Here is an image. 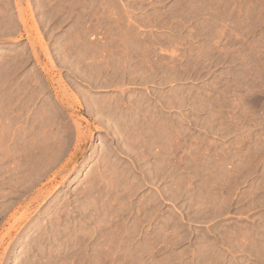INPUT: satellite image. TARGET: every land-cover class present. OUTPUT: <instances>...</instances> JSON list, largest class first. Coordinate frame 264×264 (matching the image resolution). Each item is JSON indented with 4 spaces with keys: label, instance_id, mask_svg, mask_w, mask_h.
Here are the masks:
<instances>
[{
    "label": "rangeland",
    "instance_id": "obj_1",
    "mask_svg": "<svg viewBox=\"0 0 264 264\" xmlns=\"http://www.w3.org/2000/svg\"><path fill=\"white\" fill-rule=\"evenodd\" d=\"M0 264H264V0H0Z\"/></svg>",
    "mask_w": 264,
    "mask_h": 264
}]
</instances>
